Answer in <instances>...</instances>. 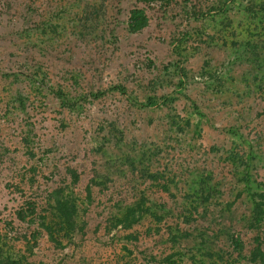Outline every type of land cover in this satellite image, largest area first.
<instances>
[{
	"label": "rangeland",
	"instance_id": "obj_1",
	"mask_svg": "<svg viewBox=\"0 0 264 264\" xmlns=\"http://www.w3.org/2000/svg\"><path fill=\"white\" fill-rule=\"evenodd\" d=\"M216 188L227 220L183 222ZM259 191L264 0H0V264H260L241 221ZM143 196L165 219L123 229ZM61 197L77 228L59 244L42 224Z\"/></svg>",
	"mask_w": 264,
	"mask_h": 264
},
{
	"label": "trees",
	"instance_id": "obj_2",
	"mask_svg": "<svg viewBox=\"0 0 264 264\" xmlns=\"http://www.w3.org/2000/svg\"><path fill=\"white\" fill-rule=\"evenodd\" d=\"M130 15L132 20L131 28H133V30L141 29L146 25V18L144 17L142 11L134 10L131 11ZM247 149L248 148H246L245 151L244 148H242L241 146V150L244 151V153L242 154L241 162L246 168H249L253 166V164L249 163L248 160L250 158L249 155L251 154L252 149H250V151ZM152 178H153L152 181L154 183L153 188L161 187L162 191L165 192H168L169 190L168 187L170 183L173 185L178 183V180L175 179L169 181L168 177L163 172L155 173V175H153ZM246 180L249 182V178ZM168 195H173V194L170 193ZM217 195L220 197L219 191L216 188L214 192L211 191V193H209L206 197L203 198V205L198 204V202L201 201L200 200L201 196L198 195V193L194 194L193 192L192 195H187V197H185V200H189V199L192 200L190 205L191 207L188 210V214L186 215L180 214L179 217L182 216L183 222H187V223L196 222L198 220H201V222L202 220L204 221L208 220L207 225L209 227L216 226L217 224H220L221 221H226L227 220L226 215L228 213L226 208L222 207L219 212L215 210V208L209 209L212 206L211 203L212 200L217 199ZM166 198L168 197L166 196ZM250 199L252 202L251 215L250 216L243 215L241 221H245L247 219L246 222L249 223L248 227L252 229V227L250 226H253L254 229L252 230H256L254 234L258 238V236H261L262 233L264 234V229H263L264 228V191L254 192L253 194H250ZM55 202H56L54 207L55 222L53 223L51 221L50 223L42 224V226L44 227L48 238L52 242L54 243L57 242L60 244L62 241L71 240L73 237H75L74 235L77 228L76 227L77 208L75 207L73 201L68 199L67 200L62 199V197L57 198ZM149 202L147 201V199H145L144 196L139 197V199H137L134 205H128L125 207L123 213H120L121 217L116 219L117 223L122 225V228L126 230V229H130L133 225L139 224L143 220H147L148 218L156 221L164 220L165 216L162 215L163 213H161V215L158 216L155 210L153 213V209L151 206L146 207V203ZM205 205L206 208L208 207L206 209V214L204 213L203 210H201L202 208L205 209ZM227 207L229 210H231V207H233V203H229ZM169 214L170 212H168V215ZM17 216L21 218L20 211L17 213ZM231 232H233L232 234L236 235L235 237L234 235H230L231 242H233V247L236 250H238L239 247L241 246V243L239 242L241 241V234H242L241 229L237 231L238 233L237 232L235 233V231H231ZM252 252L254 259L256 261L258 260L257 262H260V264H264V245L263 244L261 246L257 245L256 247H254ZM170 261H171L170 257L165 259L166 263L169 262V264H176L175 262L173 261L170 262ZM223 264H233V263L231 259H228L226 261L223 260Z\"/></svg>",
	"mask_w": 264,
	"mask_h": 264
}]
</instances>
